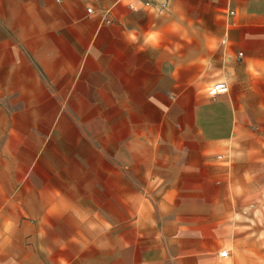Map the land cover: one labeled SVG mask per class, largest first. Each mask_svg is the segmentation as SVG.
I'll return each mask as SVG.
<instances>
[{"label":"crops","instance_id":"1","mask_svg":"<svg viewBox=\"0 0 264 264\" xmlns=\"http://www.w3.org/2000/svg\"><path fill=\"white\" fill-rule=\"evenodd\" d=\"M161 1L0 0V264H264V0Z\"/></svg>","mask_w":264,"mask_h":264},{"label":"built area","instance_id":"2","mask_svg":"<svg viewBox=\"0 0 264 264\" xmlns=\"http://www.w3.org/2000/svg\"><path fill=\"white\" fill-rule=\"evenodd\" d=\"M93 1H97V0H93ZM146 5H150V0H146L145 2ZM167 4V0H162L161 1V5L162 7H165ZM86 12L87 13H92L93 12V9L92 7H87L86 8ZM234 10L233 9H229L228 10V13L229 15H233L234 14ZM104 21L105 22H108V19L107 18H104ZM226 40V38L224 37L223 40H222V43H224ZM228 90V86L226 84V82L224 81H218V82H215L212 86H211V92L214 93V94H222V93H225L227 92ZM219 255L221 257H225L227 255V250H222Z\"/></svg>","mask_w":264,"mask_h":264},{"label":"rangeland","instance_id":"3","mask_svg":"<svg viewBox=\"0 0 264 264\" xmlns=\"http://www.w3.org/2000/svg\"><path fill=\"white\" fill-rule=\"evenodd\" d=\"M236 196H238V195H236ZM236 199L237 198H235L234 200L236 201ZM249 200L250 201H257L258 200V197H256V196H250L249 197ZM239 211H242V210H239ZM248 211H250L251 213H252V211L255 213V212H257V211H259L258 209H255V210H252V209H250V210H248ZM260 211H262V212H264V210L263 209H261ZM263 216V215H262ZM258 218V216H256V214H255V216H252V214H251V216H250V219H254V220H250V225L251 226H254V225H256V224H254L255 222H258V220H256ZM260 219H262L261 218V216H260ZM261 221V220H260ZM263 221V220H262Z\"/></svg>","mask_w":264,"mask_h":264}]
</instances>
